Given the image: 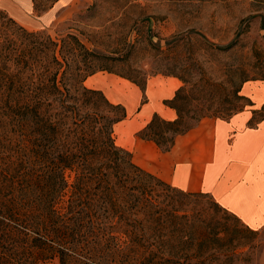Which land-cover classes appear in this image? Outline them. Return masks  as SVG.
I'll list each match as a JSON object with an SVG mask.
<instances>
[{
    "label": "trees",
    "instance_id": "1",
    "mask_svg": "<svg viewBox=\"0 0 264 264\" xmlns=\"http://www.w3.org/2000/svg\"><path fill=\"white\" fill-rule=\"evenodd\" d=\"M50 1L38 10L33 0L36 15L57 0ZM0 14L10 29L0 32V264L217 259L215 253L230 243H223L225 229L198 220L199 212L164 206L147 191L146 179L165 183L116 145L114 129L126 118L124 106L84 85L88 77L106 72L143 92L159 70L148 73L136 66L139 39L105 54L89 50L72 33L52 39L28 31L5 11ZM164 105L176 119L154 114L137 137L168 152L176 136L202 117L184 109L182 89ZM175 190L185 197L203 194ZM233 257L226 256L229 264Z\"/></svg>",
    "mask_w": 264,
    "mask_h": 264
},
{
    "label": "rangeland",
    "instance_id": "2",
    "mask_svg": "<svg viewBox=\"0 0 264 264\" xmlns=\"http://www.w3.org/2000/svg\"><path fill=\"white\" fill-rule=\"evenodd\" d=\"M50 3L35 0L38 10ZM48 11L43 28L27 30L43 32L52 39L72 33L89 50L105 54L119 52L125 42L139 39L133 56L136 66L147 72L158 68L154 76L177 79L184 109L191 114L202 119H226L252 109L258 110L252 123L264 118V103L254 107L241 94L244 83H264V0H57ZM6 22L0 14L1 33L10 32ZM94 75L105 76V72ZM93 78L88 77L84 85L98 90L96 83L105 84V79L89 83ZM100 91L112 101L107 91ZM137 109L139 106L134 115ZM124 133L122 125L114 129L116 144ZM145 181L147 191L162 205L199 212L198 220L225 229L223 243H230L215 253L218 258L204 256L198 261L229 264L226 256L234 253L230 264H264V229H248L210 195L185 197L167 183Z\"/></svg>",
    "mask_w": 264,
    "mask_h": 264
},
{
    "label": "crops",
    "instance_id": "3",
    "mask_svg": "<svg viewBox=\"0 0 264 264\" xmlns=\"http://www.w3.org/2000/svg\"><path fill=\"white\" fill-rule=\"evenodd\" d=\"M0 10L28 30L43 28L44 15L49 12L36 15L33 0H0ZM93 76L96 78L89 83L105 79V84L96 83L98 90L107 91L112 101L107 99L126 110V118L115 126L122 125L125 130L116 145L131 153L136 166L180 191L210 195L248 229H264V119L252 123L254 110L227 119L204 118L176 136L168 152H162L137 134L154 114L166 121L176 118L164 101L172 99L178 80L153 76L142 92L113 74ZM241 94L258 107L264 103V83H244Z\"/></svg>",
    "mask_w": 264,
    "mask_h": 264
}]
</instances>
